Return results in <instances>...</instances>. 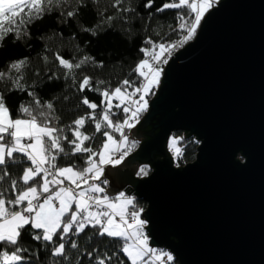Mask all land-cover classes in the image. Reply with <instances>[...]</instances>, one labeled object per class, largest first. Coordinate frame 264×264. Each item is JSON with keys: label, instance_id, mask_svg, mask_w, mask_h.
I'll list each match as a JSON object with an SVG mask.
<instances>
[{"label": "water", "instance_id": "obj_1", "mask_svg": "<svg viewBox=\"0 0 264 264\" xmlns=\"http://www.w3.org/2000/svg\"><path fill=\"white\" fill-rule=\"evenodd\" d=\"M174 54L106 193L143 199L149 245L179 264H264V0H218ZM173 130L200 141L195 160L174 165Z\"/></svg>", "mask_w": 264, "mask_h": 264}, {"label": "snow or ice", "instance_id": "obj_2", "mask_svg": "<svg viewBox=\"0 0 264 264\" xmlns=\"http://www.w3.org/2000/svg\"><path fill=\"white\" fill-rule=\"evenodd\" d=\"M214 2L215 0H178L165 3L157 11L187 9V18L178 14V28L186 30L187 34L183 36L182 41L186 42L193 38L202 18ZM71 3L84 6L85 0H0V46L8 34H13L17 40L30 36L28 26L33 21L41 19L45 12ZM152 3L153 0H148L145 7H151ZM120 4L121 0H113L112 6L119 8ZM78 10L77 7L61 14L67 19L76 16ZM131 10L123 9L124 12ZM112 19L111 16L107 17L109 21ZM84 30L96 34L93 29ZM148 43L153 45V50L141 49L146 58L140 60L134 70L143 78L139 87L129 92L128 88L132 86V82L125 79L111 91L93 89L100 91L103 97V110L99 114V106L96 103L90 102L87 97L82 100V103L92 110L87 119L94 123L95 133L102 134L99 148L85 146L86 141L95 139L94 135L81 131L85 117H78L72 122L74 127L68 130L72 132L73 138L69 139L64 134L66 129L56 127L52 123L51 102L41 105L40 101L35 99V93L29 92V96L35 101V107L21 104L19 115L14 119L6 105L3 92H0V182L10 177L7 169L9 161L28 165L18 180H10V188L0 190V264L23 261L21 253L26 249L20 246V240L23 232L29 227L35 230L32 233L33 240H42L54 245L51 250L53 264H56V257L68 261L66 244L70 243L72 249L78 247L75 240L68 241V236L73 233L79 236L89 225L94 228L98 226L99 236L122 241L120 251L131 264H165L162 257H166L167 261L173 260L171 254L149 246L148 236L144 232L147 221L140 218L143 209L135 210L134 198L124 192L110 197L105 187L101 186L108 184V181L103 179L105 169L108 166L121 165L138 143L130 139L129 133L148 109L146 96L154 95V89L159 85L162 75L160 64L166 62L161 58L174 47L170 44H153L151 40ZM157 48L158 52L154 50ZM149 54L151 59L147 58ZM55 58L61 67L69 71L79 69L90 59L85 57L79 63L73 64L59 54ZM44 59L47 60V57ZM27 63V58H23L10 62L6 71L0 70V82L11 83L9 91L27 90V86L21 82L22 70ZM90 80L88 76L83 78L79 85L81 92L90 85ZM99 83L102 84L103 81ZM137 94L139 98L133 99ZM114 99L119 100V103L113 104ZM114 108L123 111L122 120L112 119L115 115ZM177 143L178 138L169 139L170 148ZM64 144L70 147V151L66 152ZM17 154L22 159L17 160ZM61 154H84V167L78 168L72 164L59 167L56 161ZM180 155L181 150L176 148L174 156ZM137 175L147 176V166L141 167ZM9 191L14 198L6 195ZM128 206H132V209L128 210ZM117 216L118 221L115 219ZM129 219L131 223L128 222ZM54 237H59L61 242L55 244ZM4 245H9L14 250L9 252ZM95 251L93 249L86 254L92 258ZM112 259L113 256L105 254L103 258L96 257V264H106V260Z\"/></svg>", "mask_w": 264, "mask_h": 264}, {"label": "trees", "instance_id": "obj_3", "mask_svg": "<svg viewBox=\"0 0 264 264\" xmlns=\"http://www.w3.org/2000/svg\"><path fill=\"white\" fill-rule=\"evenodd\" d=\"M147 2L148 0H121L119 8L112 6L113 0H85L84 6L75 3L64 4L62 8L45 12L41 19L33 21L28 26L30 36L17 40L13 34H8L0 46V70L6 71L12 61L23 58L28 60L22 70L21 81L27 86L26 91L18 89L9 91L11 83L0 82V92H3L12 118L18 117L21 104L35 107L33 97L28 94L33 92L35 99L39 100L41 105L46 102L53 104L52 123L56 127L66 129L64 134L69 139L73 138L72 132L68 130L74 127L72 122L78 117H85L81 131L95 136L94 140L86 141L85 146L99 148L102 134L95 133L94 123L87 119L88 113L92 110L82 103L83 98L87 97L90 102L96 103L99 106L97 109L99 114L103 110L101 105L103 97L100 91L104 89L111 91L125 79L132 82L128 91L131 92L133 88L139 86L142 77H139L134 70L138 62L146 58L141 49L153 50V45L148 43L149 40L153 44L163 42L167 45L186 34V30L178 28L180 23L178 14H183L187 18V9L157 11L165 3L178 2V0H153L151 7H145ZM77 7L79 10L74 17L65 19L61 14ZM124 8L132 10L124 12ZM109 16L113 17L110 21L107 20ZM86 28L95 30L96 34L85 31ZM57 54L73 64L79 63L85 57L90 59L79 69L69 71L59 65L55 58ZM44 57H47V60ZM13 74L15 75L14 72ZM85 76L91 78L90 85L81 92L79 85ZM100 81L103 83H99ZM116 103L119 101L115 99L113 104ZM113 112L114 121L124 118L122 110L114 108ZM172 133L178 138L177 144L182 153L174 157L175 164L182 165L193 160L198 139L193 134L184 137L183 130H173ZM64 147L66 152L70 151L67 144H64ZM20 159L22 158L17 154V160ZM84 159V154L76 156L61 154L56 163L59 167L72 164L82 168ZM144 165L147 166V171L151 169L148 164ZM27 166L26 163L9 161L7 169L10 177L0 182V190L10 188V180H18ZM6 195L14 198L10 191ZM134 204L146 207V202L139 197L134 199ZM34 231L29 227L23 232L20 246L26 249L21 253L24 259L14 264H53L51 250L54 245L42 240H33ZM97 233L98 226L94 228L89 225L79 236L74 233L68 236V241L75 240L78 244L77 249H72L70 243L66 244L65 252L70 264H96V257L103 258L105 254L113 256L111 261L106 260V264H131L120 251L122 241L99 236ZM54 240L55 244L61 242L59 237H54ZM4 248L9 252L14 250L9 245H4ZM93 249L96 251L92 258H89L86 253L92 252ZM54 259L56 264H68V261H64L61 257ZM174 260L176 259L173 258L172 263H176Z\"/></svg>", "mask_w": 264, "mask_h": 264}, {"label": "rangeland", "instance_id": "obj_4", "mask_svg": "<svg viewBox=\"0 0 264 264\" xmlns=\"http://www.w3.org/2000/svg\"><path fill=\"white\" fill-rule=\"evenodd\" d=\"M217 1L218 0H215V2H214V4H213V6L217 3ZM194 18V17H193ZM198 28V27H197ZM196 32H197V30H196ZM196 32H195V34H194V36H193V38L195 37V35H196ZM186 34H187V32H186ZM186 34H184V35H186ZM183 35V36H184ZM183 36L180 38V39H178V40H176L175 42H173V43H171L170 45H174V47H172L171 49H170V51L169 52H166L165 54H166V56H165V59L163 60V61H166V62H164V63H161L160 64V67L162 68V75H163V68H164V66L166 65V63H167V61L169 60V58L172 56V54H170L171 52H172V50L174 49V53L177 51V50H179L180 48H182L187 42H189V41H191V40H193V38L191 39V40H189V41H186V42H182L183 41ZM160 44H165V43H163V42H161ZM155 51H159V49L157 48V49H155ZM175 54H173V56H174ZM149 58V57H148ZM145 59V58H144ZM153 63H155V62H153ZM162 75H161V77H162ZM143 79V78H142ZM142 79H141V81H142ZM161 79V78H160ZM141 83V82H140ZM159 85H160V82H159ZM158 85V86H159ZM139 86H140V84H139ZM139 86H137V87H139ZM158 86L157 87H155V89H154V93L156 92V90H157V88H158ZM130 92V91H129ZM154 95H148V96H146V99L148 100V102H149V100L153 97ZM139 98V94H137L135 97H133V99H138ZM115 100V99H114ZM114 100L112 101V103H114ZM119 101V100H118ZM148 107H149V105H148ZM147 111H145L142 115H141V118H142V116L146 113ZM140 118V119H141ZM15 119V118H14ZM131 135V133H129V136ZM195 136V135H194ZM172 137H175L176 138V135H174L172 132H171V134L169 135V137H168V141H167V147H168V150H169V152H170V154L172 155V157H173V161H174V165L175 166H179V165H177V164H175V159H174V152H175V149L176 148H179V146H178V144H176L174 147H172V148H170L169 147V139L170 138H172ZM130 139L131 140H134V141H137L138 143L136 144V146L133 148V150H132V152L135 150V149H137V147L139 146V144H140V138L138 139V138H133V137H131L130 136ZM199 143H200V141L198 140V145H199ZM197 145V146H198ZM197 151H198V149H196V152H195V157H196V153H197ZM238 157H240V156H238ZM193 160H195V158L193 159ZM193 160H191V161H193ZM241 161H244V160H242L241 159ZM190 162V161H189ZM186 164V163H185ZM182 165H184V164H182ZM143 166H145L144 164L141 166V167H143ZM141 167H139V168H141ZM139 168H138V170H139ZM138 170H137V172H138ZM151 172V169L149 170L148 169V174ZM143 176V175H142ZM142 176H140V177H142ZM102 187H105V189H107V187H108V184L107 185H101ZM125 189V187L124 188H121L120 190H118V191H116V192H114L112 195H109L110 197H114L118 192H122L123 190ZM132 192V191H131ZM132 194V193H131ZM133 197H134V199L136 198L134 195H133ZM130 208L132 209V207L130 206ZM128 209H129V206H128ZM140 209H145V206L143 207V206H141V205H136L135 206V210H140ZM140 218L141 219H143V220H145L144 219V217H143V215H142V212H141V216H140ZM119 220V219H118ZM129 222V221H128ZM130 223V222H129ZM144 232H145V234L147 235V233H146V230H145V228H144ZM149 243V242H148ZM150 246V245H149ZM151 247V246H150ZM152 248H155V249H157L158 251H162V252H167V253H169V254H171L172 255V257H173V254L170 252V251H168V250H166V249H159V248H156V247H152ZM163 258V257H162ZM161 258V259H162ZM174 258V257H173ZM165 259H166V257H165ZM173 261V260H172ZM172 261H167V260H165L164 262L166 263L167 262V264H179V262H178V260H174V261H176V263H172Z\"/></svg>", "mask_w": 264, "mask_h": 264}, {"label": "built area", "instance_id": "obj_5", "mask_svg": "<svg viewBox=\"0 0 264 264\" xmlns=\"http://www.w3.org/2000/svg\"><path fill=\"white\" fill-rule=\"evenodd\" d=\"M167 45H168V44H167ZM166 54H167V53H166ZM166 54H164V56L161 58L162 61L165 59ZM170 54H172V55L174 54V49L172 50V52H171ZM149 59H151V56H150V55H149ZM122 192L126 193L127 196H130V197L133 196V194H131V192H128L126 189H124ZM118 193H120V192H118ZM118 193H117V194H118ZM117 194H116V195H117ZM116 195H115V196H116ZM128 210H131V208L129 207ZM129 222H130V223L132 222L131 219H129ZM162 260L165 261V260H166L165 257H163ZM166 263H167V262H166Z\"/></svg>", "mask_w": 264, "mask_h": 264}, {"label": "bare ground", "instance_id": "obj_6", "mask_svg": "<svg viewBox=\"0 0 264 264\" xmlns=\"http://www.w3.org/2000/svg\"><path fill=\"white\" fill-rule=\"evenodd\" d=\"M144 164V163H143ZM143 164H140L138 167H137V170H138V168L141 166V165H143ZM150 166V165H149ZM150 168H151V166H150ZM151 171H152V168H151ZM151 173V172H150ZM149 173V174H150ZM148 174V175H149ZM136 176H137V172H136ZM137 177H140V176H137ZM132 191V192H131ZM130 192L135 196V194H134V192H133V190H131ZM133 197V196H132ZM136 197V196H135ZM134 198V197H133Z\"/></svg>", "mask_w": 264, "mask_h": 264}, {"label": "crops", "instance_id": "obj_7", "mask_svg": "<svg viewBox=\"0 0 264 264\" xmlns=\"http://www.w3.org/2000/svg\"><path fill=\"white\" fill-rule=\"evenodd\" d=\"M115 219L118 221L119 217L117 216V217H115Z\"/></svg>", "mask_w": 264, "mask_h": 264}]
</instances>
